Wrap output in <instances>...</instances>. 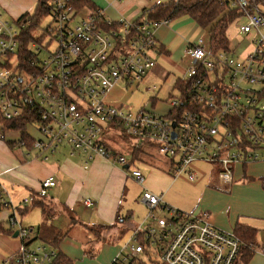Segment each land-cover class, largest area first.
<instances>
[{"label":"built area","instance_id":"2783aa9c","mask_svg":"<svg viewBox=\"0 0 264 264\" xmlns=\"http://www.w3.org/2000/svg\"><path fill=\"white\" fill-rule=\"evenodd\" d=\"M218 1L241 11L235 19L244 17L245 22L237 31L249 35V47L234 56V49L213 50L201 37L190 42L183 74L187 94L178 90L166 115L144 107L132 111L107 97L116 86L126 92L142 83L155 64V29L170 20L148 19L144 10L140 20L112 21L101 8L79 5L80 0H46L45 17L52 22L37 37L33 32L29 51L21 59L20 32L31 19L19 16L10 21L0 13V120L21 117L23 112L28 118L22 131L0 130V139L16 134L13 146L35 151L34 158L42 160L63 145L71 153L82 152L87 160L98 156L125 165L126 156L106 147L102 137L105 131L119 129L133 138V149L146 145L168 158L174 178L185 176L194 182L195 163L212 164L217 168L216 189L229 192L234 166L264 160V5L258 0ZM52 40L56 47L50 50ZM153 90L154 86L144 87L145 92ZM21 132L32 138L30 144ZM129 173L143 183L138 167ZM54 185L51 176L41 180L36 194L23 198L22 206L37 194L47 195ZM141 201L148 211L110 264H235L241 240L214 226L208 211L177 209L149 190ZM82 204L91 207L93 202L84 199ZM17 210L0 185V212H7L6 227L17 231L20 240L6 263L55 264L57 249L34 244L32 229L18 220ZM156 211L169 214L157 216ZM248 246L255 250L254 243ZM150 248L158 258L148 263L140 255L150 256Z\"/></svg>","mask_w":264,"mask_h":264},{"label":"crops","instance_id":"0c3cea01","mask_svg":"<svg viewBox=\"0 0 264 264\" xmlns=\"http://www.w3.org/2000/svg\"><path fill=\"white\" fill-rule=\"evenodd\" d=\"M169 1L92 0L94 6L101 8L105 17L112 21L140 20L144 9ZM34 6L35 0H0V13L5 18L9 15L15 19L25 12H31ZM178 18L173 25L171 20L168 24H161L155 29L158 48L151 53L155 64L140 83L144 84V87L163 71L168 74L167 77L171 76L170 72H166L164 68L162 70L157 65V59L179 73L175 76L173 84L177 78H183L188 65V57L185 62L184 60L190 39L187 40L184 34L181 36L180 29L187 24H194L193 27L197 31L201 30V27L187 15ZM228 37L230 42L229 34ZM240 42L243 40L230 42L229 47L235 50ZM179 56L180 62L176 61ZM114 92L122 93V88L116 86L111 91L107 97L109 102L113 103V99L116 98ZM156 101L157 98L153 96L149 99L152 107ZM16 138V134L9 132L5 140L0 139V185L7 191L20 215H24L31 203L22 206V199L36 193L41 180L53 177L55 185L47 190V195L43 198L44 203L51 207L49 208L51 211L48 210L47 215L43 212L42 214L47 217L54 214L57 217V213H60L70 221L65 232L63 229L54 230L57 233L51 241H57V248L73 260L72 264L89 262L84 255L86 252L84 242H89L93 238L89 227L100 225L112 226L104 232L108 238L106 241L112 242L99 246L97 264L112 262L123 245L118 239V233L126 230L131 233L144 218L141 208L148 211L141 201V195L145 190L161 195L168 205L177 209L208 211L211 223L221 230L233 232L237 223L255 228L253 242L255 250L248 264L264 262V160L234 166L233 182L229 192L224 193L215 187L218 179L217 168L213 165L211 171L204 172L196 163L194 169L197 178L194 182L188 181L185 176L174 178L169 172L168 158L156 150L149 151L147 148L151 147L146 145L132 157L135 146L133 142L131 153L126 156L114 143L112 134L111 137H103L104 144L114 153L126 156L127 168L98 156L87 160L82 152L71 153L70 149L63 145L48 153L45 160L34 158L35 151L28 152L25 148L11 146V142ZM132 167H138L142 172L144 176L142 184L130 175L129 169ZM84 199L92 200V206L85 207L82 204ZM6 215L7 212L1 211L0 219L5 221ZM29 228L33 230V226ZM37 230L39 232L40 229ZM19 247L20 240L17 237L0 232V264H7L6 258Z\"/></svg>","mask_w":264,"mask_h":264},{"label":"rangeland","instance_id":"374dc122","mask_svg":"<svg viewBox=\"0 0 264 264\" xmlns=\"http://www.w3.org/2000/svg\"><path fill=\"white\" fill-rule=\"evenodd\" d=\"M264 10V6H262ZM87 9L82 10V14H85ZM8 19L12 21V17L7 15ZM181 17V16H179ZM178 17L173 18L171 21V25L175 24L178 21ZM169 21V22H170ZM52 22L51 17H45L43 20L40 22L39 28L35 30L34 32V37H37L42 30ZM168 22V23H169ZM245 18L240 17L238 19H234V21H231V23L228 26V34L230 35V42L235 43L238 42L240 39L243 40V42H240L235 50H232L231 53L234 56H240L246 49L249 47L248 44V39L249 35L247 34H239L237 31V26L244 23ZM167 23V24H168ZM195 26L194 24H187L185 25L182 29H180V35L182 36L183 34L185 35V38L187 40L190 39V42L195 41L198 37L203 38L204 43L207 44L209 40V27L205 28H200L201 30L197 31L194 29ZM48 41V37L44 38V42ZM189 42V43H190ZM56 47V42L54 40L50 41L48 44V49L52 50ZM181 56L178 57L176 61L180 62ZM187 60V56L185 55V60ZM183 61V59H182ZM181 61V62H182ZM157 65L161 67V69L170 72L171 76L167 77V73L161 72L158 77L155 78L154 81H149L145 85H150V86H155V90L152 92H145L144 91V84H140V86L133 88L132 90H127L126 92H118V93H113V95L116 96V98L113 99V103H123L124 105H127L130 107L132 111H135L136 109L140 108L141 106L153 110L154 112L160 114V115H166L168 111L171 108L170 105V99L173 98L177 92L173 88V80L175 79V76L178 75L179 73L172 68H169V65L167 63H164L160 60L157 59ZM167 74V75H166ZM166 75V76H165ZM146 77V76H145ZM154 83V84H152ZM156 97L157 101L156 104L152 107L151 102H149L150 97ZM261 104L264 105V96L261 100ZM111 134L114 139V143L120 147L121 153L125 154L126 156L131 153L132 150V140L133 138L131 136L125 135L122 131L119 129L117 130H108L105 133H103L102 137L108 136L111 137ZM149 151H155L156 149L151 147L147 148ZM196 164V163H195ZM197 167L203 170L204 172H209L212 169V164L210 163H203L197 162ZM138 186V185H137ZM139 188V186H138ZM29 196V195H28ZM26 196V197H28ZM47 209L51 211L50 206L46 205ZM4 212V211H3ZM6 212V211H5ZM146 208H141V213L145 216L146 214ZM3 214V213H2ZM1 214V215H2ZM17 218L18 220L22 223L23 226L28 227L33 226V230L31 232L32 238H34L33 243H44L47 246H51V238H53L54 235H56L57 231L59 229H63L65 232L68 228L70 221H68L64 215L57 213V217L54 216V214H51V216H45L42 214V211L40 207L38 206H29L28 212H26L24 215H20V213L17 211ZM155 214L157 216H162L166 215L168 216L169 213L166 212H160L156 211ZM4 225L6 226V222H3ZM37 229H40L39 232ZM54 230H57L56 232ZM107 230V229H106ZM105 229L99 230L96 228L94 232L91 231V234L93 235V238L89 242H84L86 252H85V257L87 260H89L88 263L84 264H97V257H98V249L100 245H104L105 243H110L111 241H106L108 238L105 237L104 232L106 231ZM96 234L97 238L99 239H94V234ZM130 232L129 230H126L124 232L118 233V239L122 241L124 244L127 239L129 238ZM91 237V236H90ZM149 255L142 253L140 255V258L145 261L150 263L151 260H157L158 255L154 252L152 248L149 249Z\"/></svg>","mask_w":264,"mask_h":264},{"label":"trees","instance_id":"16d2710c","mask_svg":"<svg viewBox=\"0 0 264 264\" xmlns=\"http://www.w3.org/2000/svg\"><path fill=\"white\" fill-rule=\"evenodd\" d=\"M46 0H35L34 9L31 12L23 13L19 19L28 17L31 19V23L23 28L20 32L19 37V54L20 58H25L28 50V41L32 38V34L37 28L38 24L46 16V11L44 9V4ZM264 5V0H258ZM88 8H94V3L92 0H80L79 5H83ZM80 8V6H78ZM145 16L151 20H163L168 19L172 20L173 18L187 15L193 19L201 28L209 27V45L213 50H230V42L228 37V26L236 17L241 14V11L236 8L229 7L226 3H220L218 0H170L167 3L155 4L150 8L144 9ZM142 11V14L144 12ZM187 84L186 80L177 78L174 82L173 88L181 91V95L185 96L187 94L186 90ZM180 107L179 110H181ZM172 110L168 112L170 114ZM26 112H23L21 117H17L11 120H0V130L9 131V130H23L25 123L28 118L24 115ZM21 137L26 139L27 145L31 143V137L29 135L21 132ZM11 146L13 144L11 143ZM141 147L134 148L132 150V157L137 155ZM33 194V193H32ZM36 194V193H34ZM44 195H36L35 199L31 202L32 206H38L41 208L42 212L47 215L48 209L44 203ZM24 212V211H23ZM4 220L0 219V232L12 235V232L4 226ZM111 225H100V226H91L89 229L94 232L96 228L99 230L109 229ZM234 234L241 240L242 245L240 246L238 257L235 261V264H248L250 259L254 254V250L249 248L248 244L253 243L255 240L256 229L248 226L246 224L237 223L233 230ZM94 234V239L97 238ZM52 246L57 249V254L55 257V264H72V259L64 255L57 248V241H51Z\"/></svg>","mask_w":264,"mask_h":264},{"label":"water","instance_id":"95a60500","mask_svg":"<svg viewBox=\"0 0 264 264\" xmlns=\"http://www.w3.org/2000/svg\"><path fill=\"white\" fill-rule=\"evenodd\" d=\"M173 136H174V133L172 134ZM123 168H127V165H123ZM17 231H14L13 233H12V237H16L17 236Z\"/></svg>","mask_w":264,"mask_h":264}]
</instances>
